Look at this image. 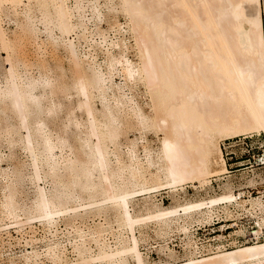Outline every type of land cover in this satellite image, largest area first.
Returning <instances> with one entry per match:
<instances>
[{"label": "bare ground", "instance_id": "1", "mask_svg": "<svg viewBox=\"0 0 264 264\" xmlns=\"http://www.w3.org/2000/svg\"><path fill=\"white\" fill-rule=\"evenodd\" d=\"M4 3L9 5L5 9L11 7L22 18L15 21L21 34L10 38L0 16V45L7 53L6 71L0 78V138L9 145L22 143L32 171L26 174L19 161L13 168L0 166V243L11 245L13 238L18 243L23 238L21 245L26 249L22 248L20 264H147L139 240L141 229L150 222L159 232L179 227L189 238V246L192 221L209 218L216 203L245 200L239 201L232 190L171 206L152 196L163 188L175 192L186 182L204 186L212 177L227 176L220 140L253 132L264 137L260 0H118L138 49L137 64L129 58L124 38L108 40L99 28L95 21L103 15L99 0H0V11ZM25 38L33 40L39 50L46 42L53 51L62 47L68 67L61 59L52 65L38 58V74L30 73L22 57ZM20 65L25 67L23 73ZM115 73L124 81L116 82ZM132 80L145 84L149 111L125 89ZM63 106L68 121L61 133H54L42 114L54 116ZM180 108H188L191 117L175 114ZM76 109L85 114L84 120L74 114ZM131 127L161 132L158 150L153 152L145 144L141 155L137 138H127V150H122L120 136ZM13 151H0V161ZM27 182L31 186H25ZM24 187L31 193L18 197ZM139 195L143 203L137 208ZM249 200L253 207L262 205L259 198ZM81 217L91 218L93 225L81 228L76 224ZM60 220L78 234L72 242L74 258L55 239ZM112 222L118 226L117 233L112 231ZM37 223L46 231L43 238H48L43 247L36 245L38 236L29 234ZM13 229L20 237L12 234ZM109 230L114 233L112 240ZM260 230L250 232L253 242L206 248L207 252L195 247L183 259L166 244L171 260L161 264H264V240L257 236ZM8 257L9 264H19L18 256Z\"/></svg>", "mask_w": 264, "mask_h": 264}, {"label": "rangeland", "instance_id": "2", "mask_svg": "<svg viewBox=\"0 0 264 264\" xmlns=\"http://www.w3.org/2000/svg\"><path fill=\"white\" fill-rule=\"evenodd\" d=\"M71 2H74V0H69V3H71ZM99 2L101 4L100 5L101 10L103 11V15L100 18L101 20L98 18L95 19V21L98 23V26H100L99 28L101 30L105 31L104 33H105V36L108 38V40H111V39L116 40V38H118V39L124 38L126 40L127 45L129 44L128 48H127L128 56L134 64H137L139 62L138 49L136 48V46L134 44L135 39L133 38L132 32H130V29H129L130 28L129 23H128L129 19H128L127 14H125V12H123L122 9L121 10L119 9L120 7L118 4V0H110V1L109 0H99ZM4 6H9V5L7 3H4L3 7ZM3 7L1 9L2 12L0 11V16L2 19L1 22H2L3 27L5 29L9 28L7 31L9 33H7V35L8 36L10 35L9 36L10 38L11 37L13 38L14 36L16 37V36L20 35L21 34V33H19L20 29L18 28V26H16L15 21H16V19H19V18L21 19L22 15L19 13L18 15L16 14L17 15L16 16L13 12V9H11V7H9V8L7 7V9H9V10H7V9H5V7L4 8ZM113 7L114 8L116 7V8L114 9ZM110 9H112V10L110 11ZM36 13L40 15L41 12L39 10H36ZM127 23H128V26H127ZM117 24L119 25L120 28L117 26ZM91 25H92L91 30H95L96 28H95V26L93 28V23H91ZM116 26L118 27V29ZM15 33H16V35H14ZM12 34H13V36H12ZM72 35H73V39H76V36H75L76 34H71L70 35L71 38H72ZM95 37L99 38L100 36L95 34ZM42 38H45V36L42 35ZM24 40H25L24 41V43H25L24 44L25 55H22V57L25 56V58L27 59V62L29 63L27 65L28 66L27 70L30 73L35 74V75L38 74L37 67H36V63H37L38 58L48 60L49 63L52 65L56 64V62L58 61L56 59H61V61H63L62 64L64 66L68 67V61L65 58V53H64L65 51L62 49V47H59L57 51H53L51 46L48 45V42H46L45 46L42 47L43 50L42 49L39 50V49H36V46L34 45L33 40H31L29 38H25ZM39 44H41V41H39ZM4 50L5 49H3V47H1V45H0V78L4 77L3 75H4V72L6 71L5 68L7 66L5 64V58H6L7 53H5ZM37 50H39V51L37 52ZM100 50H97V53H99L97 55H98L99 59L102 60L104 57V54H103L102 50L101 51ZM54 53H56V54H54ZM57 55H59V56H57ZM42 56H43V58H42ZM19 71L23 73L25 71V67L24 66L22 67V65H20ZM114 80L118 83H120L121 81L122 82L124 81L123 78L121 77V75L118 73H115ZM125 87H127L125 89L128 92L130 90V93H132L135 96L136 100L147 111L150 110L149 104H148V101H149V99H148L149 94L148 93L149 92H148L145 84L143 83V81L132 80V81H129L128 85ZM58 94H59L58 98L60 97V100H63L65 102L66 99L63 97L62 93H58ZM75 98L77 99L76 95L73 96L74 101H76ZM95 102H96V105L100 108V106H101L100 100H96ZM63 108H64V111H63ZM58 112L56 113V115L54 114V116H46L45 114L44 115L42 114V116L45 117L46 122L48 123V126L50 128L52 127L51 128L52 130L55 129V131L53 130L54 133L56 132V130H57V133L58 132L61 133L62 126L65 123H67L66 121H68V115L69 114L67 113L66 106H63L61 108V110H58ZM74 114H76V116H78L77 118H79L80 120L85 119V114L82 113L81 111L77 110V109H76ZM175 114L179 115V117H181L183 119H185L187 117H191L189 115L190 110L188 108L177 109V112ZM70 128L74 129L72 124H70ZM131 128H129L131 130L128 129L126 132L122 133L121 134L122 137L120 136V141L123 142V143L122 142L120 143V148L122 150H124V151L127 150V144H128L127 138L128 139L137 138V140H138L137 141V145H138L137 149H139L138 151L141 155L144 154L143 146L145 144H147V146L149 145L148 147H151V150L153 149V152H156L158 150V148L160 146V137L162 136L161 132L153 130L152 128H146V130H148V131H144V129H142V130L137 129V128L134 129L133 127H131ZM140 132H143V133H140ZM125 133H128V134L126 135ZM141 135H145V137H144L145 139H142ZM71 137H70V140H72L71 143L73 145H75L76 140H74ZM0 139H1L0 140V145H1L0 151H2V153L4 152L5 154H8V153H10V151L12 149L15 150V151H13L14 154L12 152V156H11L12 158L10 156H8V158L5 157L4 159H2L0 161V166L2 165V168H5V167L6 168L7 167L13 168V165L18 163V161H19L21 163H24L23 169L26 172V174H29L32 171L31 167L28 164L30 156H29V153L26 150H24L22 143L20 144L19 142H17V143H14L15 145H13V144L9 145V144H7L8 142H6V140L4 138H0ZM2 139H4V140H2ZM253 140H256L255 141L256 144H258V145L262 144V145H260V147H258V148L249 147V142L254 143ZM220 141L222 142L223 140H220ZM1 142H4L3 145ZM263 143H264L263 135L260 133L253 132V135L251 136L250 141H248V146L244 145L246 150H245V148L240 149V147H238L236 150V154H234V156H232L231 158L229 157L230 154H226L224 149L222 148L225 158L227 157L226 161L228 164V168L230 167L229 162H231L232 160L235 159V155L239 157L240 153L243 150H244V152H243L244 154H242V155L246 156V157H250L248 163L237 166V167H232L233 169L229 168L232 170H231V172H228L227 176L218 177V178L212 177L211 178L212 180L210 182H208L207 184H205L204 186H192L191 182H186L187 184L184 183L185 185L183 184V188H179V189L175 190V192L177 194L174 191H171V190L168 191V188H163V189H160L161 191L158 190L156 192L157 194L155 195V197L152 196V199L155 198L159 203H161L165 206H171L172 204H176L177 202H184L186 200H195V199L197 200V199H201V198H208L212 195H216V194L218 195V194H221L222 192L232 190V192L234 194H236L237 196L239 195L237 197L239 201L242 202V200L245 199L244 200L245 202L243 201L241 204L240 203L238 204L235 201L216 203L213 206L214 212L213 211L211 212V216L209 217L210 219L206 218V220L207 219L208 220L207 221L203 220V222L202 221L199 222L196 220L192 221L191 222L192 225H190V232L191 233L189 232V234H190L189 235L190 236L189 246L187 245V240L189 238L185 235L183 230H181V229L179 230V227L176 226L177 227L176 228V227H174L175 225H172L170 230L168 229L166 232H162V231L159 232V229L157 228V226H154L156 224H154L153 222H150V224H148L147 226H145L141 229V234H140L141 240H139V246H141L140 248L142 249L141 251L148 257L147 264H153L154 261H155L154 264H159V263L161 264V261H165L168 259L171 260V258L166 254L167 249H166V247H164L166 244L170 245V247L175 249V254H176L178 259H183V258H186V256L189 254V252H190L189 250H194V249H196L195 247H197V249L201 248L202 250H205L207 252L208 250H206V248L216 250L219 246L222 248H231V247L238 245V244L241 245V244H245L247 242H253V241H255V238L252 235V233H250V232H252L254 229L255 230L261 229L259 231L260 234L258 233L257 236L259 237L258 238L259 240H264V227H263L264 226V178H263L264 177V163H260L259 161L256 160L257 155L261 151L264 150V144ZM8 145L11 147L13 145L14 147H12V149H10L11 147H9ZM64 150L66 152H69L67 146ZM57 152H58V149H57ZM251 155H253V156L251 157ZM13 157H15V158H13ZM15 161H16V163H15ZM235 168H237V169H235ZM0 170H1V168H0ZM28 170H30V171H28ZM253 175H255V176H253ZM0 182H1V177H0ZM45 182L48 183V181H45ZM45 182H44V180L43 181L41 180L42 185L45 184ZM29 185L31 186V184L28 182L25 184V186H29ZM45 185H48V184H45ZM226 187L228 188V190H226ZM24 188H22V192L20 191L21 193H19L18 197L21 196V197L25 198V196H29L31 191H28V190L30 188H27V187H24ZM75 188H76V190H78L77 187H75ZM141 196L140 195L136 196V198H137L136 201H138V203H139L138 204L139 206L138 205L136 206L137 208H139L140 204L143 203L142 202L143 198ZM140 198H141V200H140ZM249 198L250 199L251 198H259L262 201V205L261 206L256 205L257 207L256 206L253 207L251 205ZM111 215H112V211L109 213V218H111V220H112L113 215L112 216ZM79 219L81 221L83 218L82 217L76 218V220H77L76 224L77 225L79 224L81 226V228H84V229H88V227L90 225H93V223H94L93 220H91V218H89L88 220H87V218H84L83 221H81V222L78 221ZM96 221L97 222L98 221L104 222V220H101L98 218L96 219ZM81 223H83V225ZM113 223L114 222H112L111 224H113ZM37 225L38 226H36L35 230H32L31 233H29V234L33 233L36 235V237L38 236L40 239H39V241L36 242V245L43 247V246H45V243H46L48 238L47 239L43 238V236L46 235V231H45L43 225H40V223H37ZM67 225H68V223L66 224L65 221H63V220L59 221V226H58L59 228H58V231L56 233L55 239H57V240L61 241L63 244H65L69 249L70 257L74 258L75 256H74V253L72 252L73 243H74L73 241H75L78 234H77L75 228L73 226H71V224H69L68 226ZM37 227L43 229L44 234L37 235L36 234ZM112 228H113L112 231H114V233H117V229H118L117 224L114 223L112 225ZM153 229H155V230L157 229V230L155 231ZM144 230H146V231H144ZM112 231H110L111 233L109 232V237L111 236V240H112V235H114V233ZM12 232H16V231L13 229ZM123 233L125 234L126 232L124 231ZM137 233H139V232H137ZM16 234L17 235H15V236H18L20 233L16 232ZM57 234H60L61 238ZM47 235L50 236L49 233H47ZM19 237H20V235H19ZM62 237H63V239H62ZM142 237H143V239H142ZM140 241L141 242L143 241V242L141 243ZM184 241H186V243ZM0 242H2L1 239H0ZM93 246H95V244ZM211 246H212V248H211ZM23 248L26 249V247H23ZM29 249H31V248L29 247Z\"/></svg>", "mask_w": 264, "mask_h": 264}, {"label": "built area", "instance_id": "3", "mask_svg": "<svg viewBox=\"0 0 264 264\" xmlns=\"http://www.w3.org/2000/svg\"><path fill=\"white\" fill-rule=\"evenodd\" d=\"M260 5H261V17H262V23H263L262 24L263 25V33H264V0H260ZM251 136L252 135L238 134L235 136L225 138V139H223V141L221 143L222 148L224 149L226 154H230L229 157L231 158L232 156H234V154H236V150L238 147H240V149H243V148H245V146H248V141H250ZM255 141L256 140H253L254 143L249 142V147L258 148V147H260V145H262V144H259V145L256 144ZM245 150H246V148H245ZM243 152H244V150L240 153L239 157L235 155V159L232 160L231 162H229V165H230L229 168L237 167V166L248 163L250 157L243 156L242 155V154H244ZM252 156L253 155H251V157ZM256 160L259 161L260 163H264V150L261 151L257 155ZM227 166H228V164H227ZM232 169H229L228 172H231ZM235 169H237V168H235ZM12 234L14 236L17 235L16 232H12ZM36 234L37 235L44 234L43 229L37 227ZM58 235L61 238V235L60 234H58ZM6 239L7 238H4V240H6ZM13 239H12L13 243L11 245H9V243H7L6 241H4L3 245L0 244V264H9V261L11 260V258H9L8 255H14L15 257L18 256L19 257V264H20V261L22 260L20 257L21 256L20 254H21L22 248H23V245H21V244L24 240L21 237L20 243H18L17 239H16V241ZM62 239H63V237H62ZM13 260L17 262V259H13Z\"/></svg>", "mask_w": 264, "mask_h": 264}]
</instances>
